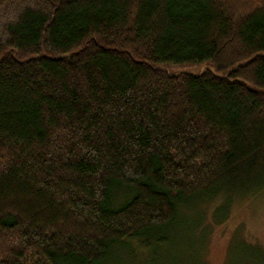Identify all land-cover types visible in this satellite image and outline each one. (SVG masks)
Masks as SVG:
<instances>
[{"label": "trees", "instance_id": "1", "mask_svg": "<svg viewBox=\"0 0 264 264\" xmlns=\"http://www.w3.org/2000/svg\"><path fill=\"white\" fill-rule=\"evenodd\" d=\"M214 196H264V0H0V264H103Z\"/></svg>", "mask_w": 264, "mask_h": 264}, {"label": "rangeland", "instance_id": "2", "mask_svg": "<svg viewBox=\"0 0 264 264\" xmlns=\"http://www.w3.org/2000/svg\"><path fill=\"white\" fill-rule=\"evenodd\" d=\"M125 194L116 196L117 207ZM218 206L215 196L194 203L165 241L155 234L144 244L130 243L103 264H264V196L236 199L221 213Z\"/></svg>", "mask_w": 264, "mask_h": 264}]
</instances>
